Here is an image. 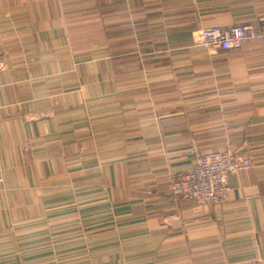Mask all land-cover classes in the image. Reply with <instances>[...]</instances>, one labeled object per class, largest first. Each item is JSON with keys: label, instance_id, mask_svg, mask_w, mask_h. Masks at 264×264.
<instances>
[{"label": "crops", "instance_id": "1", "mask_svg": "<svg viewBox=\"0 0 264 264\" xmlns=\"http://www.w3.org/2000/svg\"><path fill=\"white\" fill-rule=\"evenodd\" d=\"M264 0H0V264H264ZM253 163L222 204L170 176ZM176 215L177 218H171Z\"/></svg>", "mask_w": 264, "mask_h": 264}, {"label": "built area", "instance_id": "2", "mask_svg": "<svg viewBox=\"0 0 264 264\" xmlns=\"http://www.w3.org/2000/svg\"><path fill=\"white\" fill-rule=\"evenodd\" d=\"M257 23V26L248 22L234 26L202 27L194 31L193 41L195 45L211 51L241 50L252 42H264V14L257 17ZM252 163L249 159L234 156L230 151H210L199 156L189 172L171 175L168 189L175 196L191 202L222 204L231 191L229 175Z\"/></svg>", "mask_w": 264, "mask_h": 264}]
</instances>
